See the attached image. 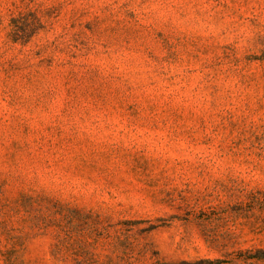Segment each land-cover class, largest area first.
Instances as JSON below:
<instances>
[{"label":"rangeland","instance_id":"374dc122","mask_svg":"<svg viewBox=\"0 0 264 264\" xmlns=\"http://www.w3.org/2000/svg\"><path fill=\"white\" fill-rule=\"evenodd\" d=\"M0 264H264V0H0Z\"/></svg>","mask_w":264,"mask_h":264}]
</instances>
